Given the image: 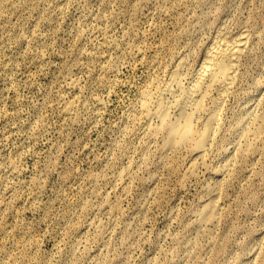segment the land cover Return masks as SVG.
Listing matches in <instances>:
<instances>
[{"label":"rangeland","instance_id":"rangeland-1","mask_svg":"<svg viewBox=\"0 0 264 264\" xmlns=\"http://www.w3.org/2000/svg\"><path fill=\"white\" fill-rule=\"evenodd\" d=\"M220 30L248 43L187 175L145 102ZM0 264H264V0H0Z\"/></svg>","mask_w":264,"mask_h":264},{"label":"bare ground","instance_id":"bare-ground-1","mask_svg":"<svg viewBox=\"0 0 264 264\" xmlns=\"http://www.w3.org/2000/svg\"><path fill=\"white\" fill-rule=\"evenodd\" d=\"M247 43L245 32L230 38L220 30L207 47L196 74L186 77L179 63L165 84L148 93L146 114L150 121L159 123L152 131L163 135L165 155L170 151L188 152L192 160L186 167L187 175L196 174L199 166L206 164L207 144L220 119ZM201 114H204V122L200 120ZM236 130L240 141L246 143H253L260 135V127L251 113L240 119ZM215 191L199 211L200 226L216 219L218 200Z\"/></svg>","mask_w":264,"mask_h":264}]
</instances>
